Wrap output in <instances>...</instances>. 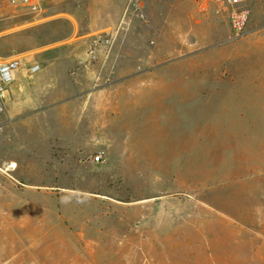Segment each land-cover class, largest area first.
Returning a JSON list of instances; mask_svg holds the SVG:
<instances>
[{
    "label": "rangeland",
    "instance_id": "374dc122",
    "mask_svg": "<svg viewBox=\"0 0 264 264\" xmlns=\"http://www.w3.org/2000/svg\"><path fill=\"white\" fill-rule=\"evenodd\" d=\"M130 1L0 0V264H264V0Z\"/></svg>",
    "mask_w": 264,
    "mask_h": 264
},
{
    "label": "built area",
    "instance_id": "2783aa9c",
    "mask_svg": "<svg viewBox=\"0 0 264 264\" xmlns=\"http://www.w3.org/2000/svg\"><path fill=\"white\" fill-rule=\"evenodd\" d=\"M22 2L32 3L33 0H21ZM142 0H131L130 8L135 11L140 10L139 2ZM198 7L202 11H206L210 4H218L222 7V11L226 14L229 27L235 36L244 34L248 25L250 11L244 4V0H197ZM140 17L144 19L141 13ZM112 34L105 32L100 34L98 40L90 48L87 59L90 62L100 60L102 57L106 59L111 48ZM22 66L20 58L5 60L0 62V97L4 98V93L7 92L8 87L15 82L19 76V71ZM40 71L39 64H33L29 68V74H36ZM101 154L94 156V161H101Z\"/></svg>",
    "mask_w": 264,
    "mask_h": 264
}]
</instances>
